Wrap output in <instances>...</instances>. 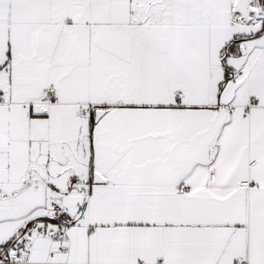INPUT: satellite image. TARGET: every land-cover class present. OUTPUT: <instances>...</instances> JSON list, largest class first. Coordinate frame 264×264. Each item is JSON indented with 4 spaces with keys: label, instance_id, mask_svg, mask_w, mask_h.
Wrapping results in <instances>:
<instances>
[{
    "label": "snow or ice",
    "instance_id": "1",
    "mask_svg": "<svg viewBox=\"0 0 264 264\" xmlns=\"http://www.w3.org/2000/svg\"><path fill=\"white\" fill-rule=\"evenodd\" d=\"M0 264H264V0H0Z\"/></svg>",
    "mask_w": 264,
    "mask_h": 264
}]
</instances>
